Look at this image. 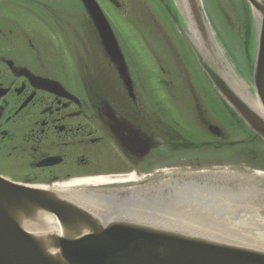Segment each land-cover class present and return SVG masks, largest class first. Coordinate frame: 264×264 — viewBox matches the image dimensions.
Listing matches in <instances>:
<instances>
[{
  "label": "flooded vegetation",
  "instance_id": "1",
  "mask_svg": "<svg viewBox=\"0 0 264 264\" xmlns=\"http://www.w3.org/2000/svg\"><path fill=\"white\" fill-rule=\"evenodd\" d=\"M49 1L14 6L37 20L36 27L0 11V176L34 188L109 179L73 191L98 198L110 211L150 210V197L164 203L173 194L202 219L238 218L240 206L250 203L264 218V160L231 150L236 141L233 132L225 139L224 129L233 131L236 115L219 94L187 109L169 103L167 110L166 101L157 103L136 86L131 72L129 90L77 0L109 72L105 91H95L84 80L88 55L74 48L67 59L57 47L65 32Z\"/></svg>",
  "mask_w": 264,
  "mask_h": 264
},
{
  "label": "water",
  "instance_id": "2",
  "mask_svg": "<svg viewBox=\"0 0 264 264\" xmlns=\"http://www.w3.org/2000/svg\"><path fill=\"white\" fill-rule=\"evenodd\" d=\"M246 1L258 15L252 66L255 95L248 92L260 108L241 90L240 79L213 37L200 0H180L175 15L215 91L264 142V0ZM82 2L105 55L131 90L111 24L96 0ZM211 130L220 133L217 127ZM107 182L49 190L0 176V264H264V218L253 203L241 205L242 215L225 221L197 217L195 210L179 205V197L173 194L162 197L164 203L150 197L152 211L146 212L149 208L140 206L106 210L98 198L71 193L74 187Z\"/></svg>",
  "mask_w": 264,
  "mask_h": 264
},
{
  "label": "rangeland",
  "instance_id": "3",
  "mask_svg": "<svg viewBox=\"0 0 264 264\" xmlns=\"http://www.w3.org/2000/svg\"><path fill=\"white\" fill-rule=\"evenodd\" d=\"M6 1L9 0L0 2V11L36 27L34 24L37 20L14 7L32 5V0L9 1L14 2L13 5ZM97 1L113 27L136 86L146 87L154 101H166L168 110L169 103L171 106L181 103V107L187 109L193 101L206 102L208 95L213 100L214 97L218 98L197 66L188 38L176 20L175 7L180 9V0ZM49 2L55 5L57 22L65 32L62 37L59 35L57 47L67 59H71L74 48L78 55L86 53L90 58L91 71L90 76L84 80H90L95 91L104 92L109 72L103 64L94 30L85 25L86 20L79 10V3L77 0ZM200 3L213 37L226 60L239 79H246V89L255 95L252 66L258 23L251 6L246 0H200ZM116 4H119L118 8ZM219 101L222 102L220 98ZM235 119L233 131L223 128L225 139L233 132L232 137L236 142L230 147L231 150L236 155H250L252 160H264V143Z\"/></svg>",
  "mask_w": 264,
  "mask_h": 264
},
{
  "label": "bare ground",
  "instance_id": "4",
  "mask_svg": "<svg viewBox=\"0 0 264 264\" xmlns=\"http://www.w3.org/2000/svg\"><path fill=\"white\" fill-rule=\"evenodd\" d=\"M256 17H257V19H258V15H256ZM256 17H255V18H256ZM245 80H246V79L243 78V77L240 79L239 86H240L241 90H242V91H245L246 97H247V98L249 97V99H250L254 104H256V105L260 108V104H259L256 100H253V99H252V97L250 96L248 90L246 89V86H247L246 84H247V83H246ZM96 180H103V179H94V180H86V181H76V182H74V183H70V184L83 183V182L96 181ZM70 184H66V185H70Z\"/></svg>",
  "mask_w": 264,
  "mask_h": 264
}]
</instances>
